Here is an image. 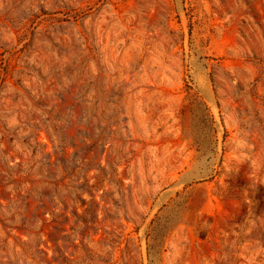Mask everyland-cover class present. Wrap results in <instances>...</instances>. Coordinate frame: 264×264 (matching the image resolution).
I'll return each mask as SVG.
<instances>
[{"label": "rangeland", "instance_id": "rangeland-1", "mask_svg": "<svg viewBox=\"0 0 264 264\" xmlns=\"http://www.w3.org/2000/svg\"><path fill=\"white\" fill-rule=\"evenodd\" d=\"M0 264H264V0H0Z\"/></svg>", "mask_w": 264, "mask_h": 264}]
</instances>
